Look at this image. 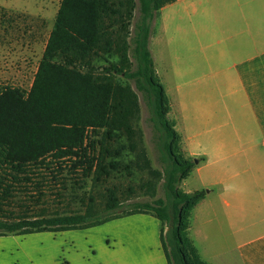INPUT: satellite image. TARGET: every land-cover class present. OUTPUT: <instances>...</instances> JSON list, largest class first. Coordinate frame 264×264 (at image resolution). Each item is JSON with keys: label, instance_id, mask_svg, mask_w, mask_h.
<instances>
[{"label": "trees", "instance_id": "trees-1", "mask_svg": "<svg viewBox=\"0 0 264 264\" xmlns=\"http://www.w3.org/2000/svg\"><path fill=\"white\" fill-rule=\"evenodd\" d=\"M175 1L141 0L143 21L135 38V72H127L128 47L120 42L119 32L128 24L124 22L123 8L127 4L130 17L134 0L61 1L30 90L0 86V237L85 230L133 214H152L121 213L120 198L113 189L108 190L101 214L92 205L84 214L63 216L36 214L27 204H19L18 213L15 210L22 194L35 200L33 193L40 198L45 196L44 187L54 189L48 183L54 182L67 191L70 180L74 182L71 188H82L90 178L106 181L122 169L121 162L114 159L122 155L125 146L116 149L112 144L126 135L130 149L136 150L137 131L132 119L139 112V104L130 88L115 83L116 73L137 80L138 88L149 99L151 119L159 133L158 149L165 163V201L158 202L161 207L152 215L162 223L161 240L168 262L208 264L189 231L192 212L208 191L187 193L180 188L199 160L187 156L182 149V136L170 118L171 102L149 49L147 20ZM118 15L121 28L111 31L105 20ZM113 52L120 55V61L98 74L95 59ZM125 169L130 170V165ZM59 196L63 197L61 193ZM166 224L169 230L165 233Z\"/></svg>", "mask_w": 264, "mask_h": 264}, {"label": "crops", "instance_id": "crops-1", "mask_svg": "<svg viewBox=\"0 0 264 264\" xmlns=\"http://www.w3.org/2000/svg\"><path fill=\"white\" fill-rule=\"evenodd\" d=\"M49 3L52 0H0V7L28 15V23L37 32L43 29L41 14H47ZM158 22L159 32L152 36V43L157 36L158 42L190 46L191 66H176L178 76L190 69L197 80L208 79V85L211 80L214 86L206 89L208 94L223 91L215 80L229 79L236 86L227 92L240 102L237 117L228 107L225 121L219 122L213 118L217 113L209 97L206 104L198 98L191 106L183 100L184 120L191 111L197 117L191 124L186 120V129L184 120L176 126L183 128L182 146L188 156L200 160L191 173L197 177V189L183 191H208L192 212L190 237L208 264H230V258H224L231 246L236 254L232 264H264V0H176L158 12ZM18 41L14 39L12 45L22 47L23 41L17 46ZM6 45L1 39L0 47ZM194 47L198 55L193 54ZM25 61L20 69L10 68L9 77L22 76L30 62ZM5 67L0 57V78H8ZM178 89L180 95L187 93L182 86ZM204 141L209 145L202 146ZM218 218L224 230L220 233L231 245L212 231ZM84 231L89 247L80 257L89 264H169L161 240L162 223L152 214H133ZM67 232L71 231L34 234ZM96 232L101 233L98 236ZM29 235L1 236L0 245L10 238L22 240ZM20 250L28 254L26 249ZM15 262L12 248H0V264Z\"/></svg>", "mask_w": 264, "mask_h": 264}, {"label": "rangeland", "instance_id": "rangeland-1", "mask_svg": "<svg viewBox=\"0 0 264 264\" xmlns=\"http://www.w3.org/2000/svg\"><path fill=\"white\" fill-rule=\"evenodd\" d=\"M62 0H52V3L48 4V12L46 15L41 14L43 21V29L34 31V25L29 22L28 15L19 14L13 10H5L0 7V40L6 41V47H0V57H2L3 64H7L5 67L6 76L8 78H0V86H15L21 87L26 91H29L34 77L36 63H39L44 54V47L47 37L50 36L51 31L54 27L55 19L60 8ZM115 3L126 0H112ZM135 9L132 11L129 17L128 11L130 8L125 5L123 12L125 14L124 22L127 24V29H123L120 33V42L126 43L128 47V55L130 58V65L127 68V72H135L138 68V63L135 57V38L138 34V28L142 24L143 14L141 11V0H134ZM155 16L147 20V24L150 29L149 37V49L152 53V57L155 63V71L157 76L162 81L167 94L169 96L172 111L170 118L177 123H181L184 120V102L191 104L197 101L198 98L203 99V103L206 104L208 97L211 105L213 106L217 115L213 118L219 122H224L226 119L227 108L230 107L236 111V117L238 116L240 102L238 99L233 100L227 92V89L236 86L231 85L230 80L221 78L215 80L218 83L221 90L220 94H208L207 88H211L213 83L208 85V79L197 80L196 73L192 74L190 69L182 77L176 74V66L182 69L190 68L191 62V50L190 46H177L175 42L168 43L158 42L157 36L155 41L152 43V36L159 32L158 13ZM29 18V19H28ZM47 26V29H46ZM105 26H111V31H118L121 27V21L119 15L113 19H106ZM22 32V33H20ZM14 39L19 40V43L23 41L22 47H14ZM123 40V41H122ZM193 54L198 55L197 49L193 48ZM26 52V54H24ZM179 57L178 60L176 58ZM27 63V68L19 78L9 77L10 71L13 67L20 65L22 60ZM120 61V55L113 52L112 55L102 54L97 57L94 61V65L98 74L106 72L111 64ZM14 63V64H13ZM114 81L117 85L130 88L138 97L139 112L132 119V125L136 128L137 135L135 137L136 150L130 149V142L126 135H121L117 142L112 144L113 148L120 149L124 147L122 155L117 158H111L118 162H121L122 169L114 172L112 176L106 181L95 182L94 180L88 179L86 184L82 188L75 187L73 181L70 183L69 190L65 191L61 185L56 186L54 182L52 185L54 189L50 187H44L43 191L45 196H39L35 191L33 195L36 197L35 200H40L37 203L33 199L26 198V195L22 194L17 198L18 203L14 206L27 204L36 210V214L45 213L48 215L58 216L60 215H71L81 213L84 214L87 207L93 206L96 213H103L106 202L108 200V190L113 189L117 192L121 202V213L131 212H148L156 214L160 209L159 201H165V194L163 189L164 177H165V163L161 158V153L158 149L159 133L154 128L152 122L151 108L149 99L145 92L138 88L137 80L126 77L123 74L113 75ZM178 86H182L187 92L186 94H178ZM196 89H202L199 93L194 91ZM193 90V93H191ZM196 92V93H194ZM215 104V105H214ZM191 108V107H190ZM186 120L190 121L191 124L196 120V112L191 111L186 114ZM213 119V120H214ZM183 121V127L185 128V122ZM235 120V119H234ZM182 124V123H181ZM181 126V125H180ZM180 126H176V129L180 133ZM202 146L206 147L209 145L207 141L201 143ZM183 151L188 156L182 146ZM200 161V160H199ZM130 165L131 169L126 170L125 166ZM49 180L52 179V175L48 174ZM71 178V177H69ZM197 178V177H196ZM195 175L192 174L187 180H185L180 188L184 191L194 190L198 187V180ZM34 190V189H30ZM196 191V190H195ZM194 192V191H193ZM59 193L63 197L59 196ZM33 200V201H32ZM93 200V203H91ZM38 207V208H37ZM18 213L20 209H15ZM46 210V212L42 211ZM35 214V215H36ZM218 222V223H217ZM215 221V227L213 232L217 233L218 236L224 237L225 242H229L226 236H223L220 232H223L222 220L218 218ZM169 230L168 225H165V233ZM101 232H96L99 236ZM215 236V237H218ZM89 236L84 230H73L71 232L62 233L59 235L44 233V234H32L25 236V239L18 240L10 238L5 240V243L0 245V248H12L15 254V264H85L88 259L83 260L80 255L83 252L88 253L89 247ZM221 240H223L221 238ZM226 242V243H227ZM225 243V244H226ZM231 241L229 242V244ZM231 245V244H230ZM227 246V244H226ZM232 250L227 258H230V264L236 259L233 246ZM26 249L28 254H21L20 249ZM80 252V253H77ZM119 255V254H117ZM91 261H94V257L87 255ZM89 264V262H88Z\"/></svg>", "mask_w": 264, "mask_h": 264}]
</instances>
